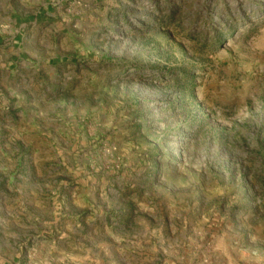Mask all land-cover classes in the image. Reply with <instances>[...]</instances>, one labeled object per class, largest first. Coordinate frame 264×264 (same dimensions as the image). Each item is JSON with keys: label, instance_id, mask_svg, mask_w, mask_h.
I'll list each match as a JSON object with an SVG mask.
<instances>
[{"label": "rangeland", "instance_id": "obj_1", "mask_svg": "<svg viewBox=\"0 0 264 264\" xmlns=\"http://www.w3.org/2000/svg\"><path fill=\"white\" fill-rule=\"evenodd\" d=\"M261 28L264 0H0V264H264Z\"/></svg>", "mask_w": 264, "mask_h": 264}, {"label": "clouds", "instance_id": "obj_2", "mask_svg": "<svg viewBox=\"0 0 264 264\" xmlns=\"http://www.w3.org/2000/svg\"><path fill=\"white\" fill-rule=\"evenodd\" d=\"M261 31H264V28H261ZM216 260L219 261V264H224L226 260V264H241V262L246 261V257L244 255H241L237 250H232V255L229 256L227 251H225L223 254H216Z\"/></svg>", "mask_w": 264, "mask_h": 264}]
</instances>
